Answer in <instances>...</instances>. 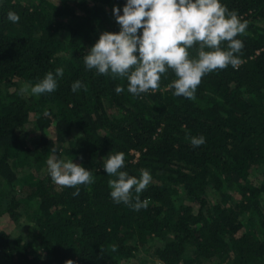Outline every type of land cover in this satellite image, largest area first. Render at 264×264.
Wrapping results in <instances>:
<instances>
[{
  "label": "trees",
  "instance_id": "16d2710c",
  "mask_svg": "<svg viewBox=\"0 0 264 264\" xmlns=\"http://www.w3.org/2000/svg\"><path fill=\"white\" fill-rule=\"evenodd\" d=\"M126 2L0 0V264H264V0H221L247 21L241 63L203 76L195 100L173 95L171 70L157 92L134 96L126 78L86 68ZM57 67L54 92L20 94ZM110 151L124 153L129 175L150 172L146 207L111 198ZM51 157L94 183L78 195L54 184ZM24 214L30 230L3 227L8 216L19 229Z\"/></svg>",
  "mask_w": 264,
  "mask_h": 264
},
{
  "label": "clouds",
  "instance_id": "9594fccd",
  "mask_svg": "<svg viewBox=\"0 0 264 264\" xmlns=\"http://www.w3.org/2000/svg\"><path fill=\"white\" fill-rule=\"evenodd\" d=\"M59 2V0H58ZM58 4V3H57ZM119 32L104 31L84 55L87 69H95L99 75L126 78L127 89L134 96L155 93L159 82L169 70L175 79L168 88L174 96L196 99V90L202 77L213 71L224 70L229 65L236 68L240 63L247 21H241L235 10H229L221 0H127L123 14L113 8ZM7 19L19 22V14L9 10ZM142 30V31H140ZM195 49L196 55L191 51ZM63 68L49 71L34 85H21V95L39 96L57 89V77L63 76ZM83 87L80 80L72 83L77 92ZM124 89L117 85V94ZM193 147L205 143V138L190 137ZM125 165L123 152L111 151L106 155L103 169L110 177L108 187L115 203H123L133 210L147 206L140 193L151 183L148 170L141 169L139 177L121 169ZM47 171L54 184L76 189L94 183L92 172L73 159L47 160ZM135 193V195H134ZM65 264H75L71 259Z\"/></svg>",
  "mask_w": 264,
  "mask_h": 264
},
{
  "label": "rangeland",
  "instance_id": "374dc122",
  "mask_svg": "<svg viewBox=\"0 0 264 264\" xmlns=\"http://www.w3.org/2000/svg\"><path fill=\"white\" fill-rule=\"evenodd\" d=\"M25 83H27L29 85H33L30 82H23L22 85ZM27 95H30V94H27ZM51 133L53 135V130H51ZM34 136L35 135L33 134V137ZM232 192L234 193V196H238V193H236L235 191H232ZM27 220H28V218H27L26 214H24L22 219H21V225H20L19 229H18V224H16L14 221H12V219L8 216L3 218L1 220V223H2L3 227H5L7 229L15 230V231H21V230L25 231V230H30V226L28 224L29 221H27ZM151 261H153V259H151Z\"/></svg>",
  "mask_w": 264,
  "mask_h": 264
}]
</instances>
